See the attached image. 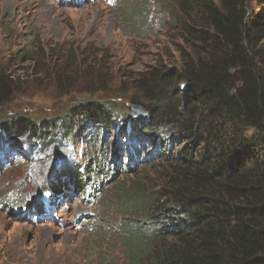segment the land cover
Masks as SVG:
<instances>
[{"label":"rangeland","instance_id":"rangeland-1","mask_svg":"<svg viewBox=\"0 0 264 264\" xmlns=\"http://www.w3.org/2000/svg\"><path fill=\"white\" fill-rule=\"evenodd\" d=\"M171 15H182L173 0H0V67L17 86L0 108V136L9 116L55 124L84 99L119 109L100 137L101 128L87 122L71 131L55 126L39 150L33 137L11 136L13 146L0 154V264H128L133 197L142 187L146 194L161 189L164 158L154 146L169 137L158 131L155 143L133 146L136 119L127 110L144 103L129 87L138 74L179 67L190 52ZM66 59L76 66L96 59L111 82H54L51 67ZM145 153L147 165L140 161ZM75 169L88 170L91 189L73 186L68 171Z\"/></svg>","mask_w":264,"mask_h":264},{"label":"trees","instance_id":"trees-1","mask_svg":"<svg viewBox=\"0 0 264 264\" xmlns=\"http://www.w3.org/2000/svg\"><path fill=\"white\" fill-rule=\"evenodd\" d=\"M173 1L182 15H171V26L190 52L181 55L179 67L138 74L129 87L147 112L131 119L133 146L143 140L155 143L158 131L169 137L164 146H154L164 158L161 189L135 191L125 227L127 262L264 264V0ZM85 61L76 66L66 59L51 67L50 77L57 83L111 82L96 59ZM16 87L0 67V108ZM107 92L94 91L101 96ZM118 112L113 102L84 99L55 124L9 116L0 154L13 146L12 137L31 136L39 141V150L65 124L70 131L76 124L97 125L100 137ZM145 155L140 161L147 165ZM95 168L93 164L90 172L96 174ZM81 170L68 173L83 193L92 180H87L88 170Z\"/></svg>","mask_w":264,"mask_h":264},{"label":"water","instance_id":"water-1","mask_svg":"<svg viewBox=\"0 0 264 264\" xmlns=\"http://www.w3.org/2000/svg\"><path fill=\"white\" fill-rule=\"evenodd\" d=\"M129 114H131L134 118H142L146 114V109L141 108L138 106H133L130 109L127 110Z\"/></svg>","mask_w":264,"mask_h":264},{"label":"clouds","instance_id":"clouds-1","mask_svg":"<svg viewBox=\"0 0 264 264\" xmlns=\"http://www.w3.org/2000/svg\"><path fill=\"white\" fill-rule=\"evenodd\" d=\"M144 108H145V107H144ZM127 113H128V112H127ZM128 114H129V113H128ZM146 114H147V112H146ZM146 114H145V115H146ZM130 115H131V114H130ZM145 115H144V116H145ZM144 116H143L142 118H144ZM133 118H134V117H133ZM134 119H141V118H134Z\"/></svg>","mask_w":264,"mask_h":264}]
</instances>
